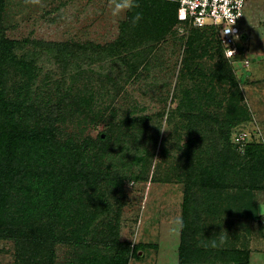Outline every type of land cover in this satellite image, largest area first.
Instances as JSON below:
<instances>
[{
    "label": "rangeland",
    "instance_id": "rangeland-1",
    "mask_svg": "<svg viewBox=\"0 0 264 264\" xmlns=\"http://www.w3.org/2000/svg\"><path fill=\"white\" fill-rule=\"evenodd\" d=\"M3 3L0 27L5 38L63 44L78 57L68 65L80 67L62 84L71 86L69 95L61 99L50 81L48 87H34L32 93V99L39 96V104L51 94L52 112L65 117L63 122L59 117L57 139L72 141V152L82 157L91 155L94 143L103 144L109 152L102 169L110 166L111 172L102 180L100 191L108 194L111 211L93 224L89 242L77 245L71 240L53 246V263L84 264L87 246L96 250L113 240L106 236L110 225L120 248L129 247L127 264H264V172L252 182L234 167L233 161L241 165L246 161L242 150H234L238 157L230 152L238 140L264 146V0L247 3L241 52L233 68L243 96L240 107L249 117L236 125L231 122L235 127L228 129L229 142L223 137L224 125L232 118L227 114L231 89L208 76L193 82L191 68L182 69L187 50L200 53L188 46L196 28L173 17L169 0H138V8L119 18L111 15V0ZM136 11L142 19L133 25ZM101 47L113 50L107 53L108 61H99ZM84 52L94 55L88 58L81 55ZM88 60L96 62L88 68L83 64ZM242 60L248 61V68ZM43 61L37 86L46 74L65 78L60 75L64 67L54 66L50 72ZM198 62L205 75L217 70L216 63L222 66L221 73L225 69L216 53ZM181 70L185 75L181 76ZM19 81L12 72L7 89H17ZM182 98H186L184 104ZM69 152L66 147L55 154ZM224 154L222 181L203 185L195 180ZM49 179L66 185L58 173ZM34 181L32 177L30 182ZM177 217L182 228L172 223ZM14 251L11 240H0V264H16ZM115 252L112 247L101 253L111 258Z\"/></svg>",
    "mask_w": 264,
    "mask_h": 264
},
{
    "label": "trees",
    "instance_id": "trees-1",
    "mask_svg": "<svg viewBox=\"0 0 264 264\" xmlns=\"http://www.w3.org/2000/svg\"><path fill=\"white\" fill-rule=\"evenodd\" d=\"M3 4V0H0V14ZM171 9L173 17L177 19L174 3ZM195 28L190 35L188 46L195 47L194 49L199 50L200 53L187 50L189 57L182 61V69L186 71L191 68L190 79L193 82L200 78L204 80L205 76H208L231 89L228 92L231 104L227 114L232 115V118L228 119L229 125H224L227 127V132L225 137L222 136L229 142L228 129L249 117L247 110L240 107L243 96L238 88L239 81L233 68L234 63H238L242 40L240 51L232 62L225 58L214 28L208 26ZM108 51L106 47L99 49L98 56H101L99 61L110 59L107 55ZM112 51H109L110 54ZM215 53L220 62L223 61L225 69L221 73L222 66L216 63L213 65L220 73L212 70L214 73L205 75V71L199 66L203 64L198 61L202 57L212 59ZM81 55L91 58L94 54L84 52ZM72 58L78 57L66 45L45 44L36 40H9L4 37L0 27V240H11L14 243L16 264H54L53 246L70 243L71 240L77 245L89 242L93 224L111 211L106 197L108 194L100 191L102 180L108 178L111 172L110 166H106L105 170L102 169L103 157L109 153L105 151L107 147L105 148L101 143L98 146L95 143L91 144L92 153L87 157L73 153L70 148L72 141L61 143L57 139L59 134L57 125L61 124L62 115L52 112L51 94L48 93L47 99L41 101L42 104L36 100L39 96L35 95L36 99H32V93L36 92L34 87H48L49 81L54 82L57 89L54 92L61 99L69 95L71 86L63 87L62 84L71 79L75 68L80 67L73 63L68 65ZM43 60L48 62L46 65L50 72L54 66L64 67L60 72L61 76L65 74V78L60 79L64 81L59 83V79H53L51 74H46L44 80L40 82L41 85L37 86V77L45 63ZM90 60L83 61L88 68L91 63L96 62ZM248 67L249 63L245 68ZM12 72L21 80L14 92L7 89V81ZM180 74L185 75L182 70ZM185 96L187 98V95ZM186 98H182L181 103L184 104ZM40 109L43 112L38 114ZM61 119L63 122L65 117ZM232 121L234 124L231 123ZM103 138L104 135L101 134L99 140L102 141ZM243 141L245 140H238L233 146V151L230 152L235 156L237 154L234 150H242L246 161L243 165L233 161L234 167L239 169L240 173L247 175L252 182H256V176L264 172V146L253 141L249 143ZM87 146L88 144H85L82 147ZM66 147L69 148V154H55L57 151L66 150ZM226 160L227 155H222L215 164L207 165L208 167L204 168L195 180L203 185H213L217 181H222L226 172L221 166ZM139 161L141 157L135 162ZM57 173L62 178L61 181L66 180L64 187L60 184V180L50 182L49 177L53 180ZM40 175H44L45 179H41ZM32 177L36 178L34 183L30 182ZM66 195L69 197L65 198ZM107 229L110 233L108 232L106 236L113 240L105 241L102 243L104 248L100 246L96 247V250L95 247L87 246L86 251L89 256L84 260V264L128 263L129 247L121 249L117 244L115 229L110 225ZM112 247L116 252L111 258L101 253L102 250ZM133 254L136 256V249Z\"/></svg>",
    "mask_w": 264,
    "mask_h": 264
},
{
    "label": "built area",
    "instance_id": "built-area-1",
    "mask_svg": "<svg viewBox=\"0 0 264 264\" xmlns=\"http://www.w3.org/2000/svg\"><path fill=\"white\" fill-rule=\"evenodd\" d=\"M176 5L177 20L197 28L216 30L224 56L233 62L240 51L248 0H169ZM244 67L247 60H242Z\"/></svg>",
    "mask_w": 264,
    "mask_h": 264
},
{
    "label": "clouds",
    "instance_id": "clouds-1",
    "mask_svg": "<svg viewBox=\"0 0 264 264\" xmlns=\"http://www.w3.org/2000/svg\"><path fill=\"white\" fill-rule=\"evenodd\" d=\"M138 7H139L138 0H111V15L114 18H119L123 12L131 11V10L136 9ZM141 19H142V13L139 11H136L131 18V23L133 25H136L140 22ZM166 130H168V129H166ZM121 153H123V152H121ZM120 154H117V155H120ZM172 223L174 226H176L178 228L183 227L182 219L179 217L175 218Z\"/></svg>",
    "mask_w": 264,
    "mask_h": 264
}]
</instances>
